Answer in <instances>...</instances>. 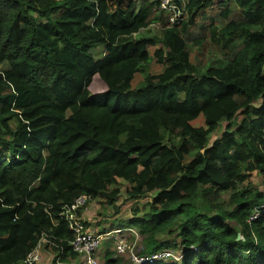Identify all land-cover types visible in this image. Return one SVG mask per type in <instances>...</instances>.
I'll list each match as a JSON object with an SVG mask.
<instances>
[{"label":"trees","instance_id":"trees-1","mask_svg":"<svg viewBox=\"0 0 264 264\" xmlns=\"http://www.w3.org/2000/svg\"><path fill=\"white\" fill-rule=\"evenodd\" d=\"M185 13L170 26L161 0H0V264L43 240L54 264H80L62 208L116 207L118 179L151 197L119 229L138 231L140 256L174 257L142 264H264L251 182L264 175V0H188ZM159 20V37L135 38ZM205 45L218 54L201 68Z\"/></svg>","mask_w":264,"mask_h":264},{"label":"rangeland","instance_id":"rangeland-1","mask_svg":"<svg viewBox=\"0 0 264 264\" xmlns=\"http://www.w3.org/2000/svg\"><path fill=\"white\" fill-rule=\"evenodd\" d=\"M142 1V0H141ZM141 3V2H140ZM160 22H153L152 24L149 25V27L142 29L141 32L136 34V37H148V38H153V37H159L161 32H162V26ZM160 47V45L158 46ZM157 47H150L151 53L154 52V50ZM104 48L99 47L97 50V53L95 55L96 59H100L103 56ZM218 54L217 50L213 48L210 45H205L204 47L198 46L195 48L192 52L191 59L194 63H197L198 65L201 66V68L204 67L205 63L208 61L210 58L213 59L215 56ZM221 56L218 55V59H220ZM149 69L150 71L154 73H158L161 70V67L158 65L156 60H151L149 64ZM138 85V84H136ZM195 125L198 126H204V120L202 118H199L194 122ZM226 127V123H224L215 134L211 136V141L212 143L216 138L220 137L222 132L224 131ZM251 182L252 185L257 187L260 191L264 193V175L255 173L251 177ZM118 187L121 188L122 194L116 201V207H112L107 205L105 201L102 199L99 200H92L89 203L86 204L83 212H84V219L86 222L90 224V229L95 232V233H100L102 229L104 228H110V226H113V228H119L118 226L121 225L119 224L121 220L127 221L130 218H132V212L133 208L136 204H144L146 202L151 201V197L140 199L138 201L136 200H131L126 196V189L128 188V184L126 181L122 179H118ZM131 231V233H129ZM126 239H124V242L127 246L125 248L124 252H119L117 250V241L116 240H109V241H103L101 244L100 248L98 251L94 254L95 261L98 264H104L105 262V254L108 252H112L115 257L119 258L122 260V263L124 264H136L137 260L139 259L138 254L142 250V238L140 237L138 231L136 229H125L124 232L122 233ZM122 237V236H121ZM123 240V238H120ZM116 241V243H115ZM53 249L48 248L45 245H42L37 250V255L40 258V263L38 264H54V254H53ZM168 254H164L163 259L167 257ZM172 258L174 259L173 256L169 257V259ZM167 259V258H166ZM78 263L80 264H86L81 258L79 259ZM33 264H36L34 262Z\"/></svg>","mask_w":264,"mask_h":264},{"label":"built area","instance_id":"built-area-1","mask_svg":"<svg viewBox=\"0 0 264 264\" xmlns=\"http://www.w3.org/2000/svg\"><path fill=\"white\" fill-rule=\"evenodd\" d=\"M188 0H161V9L165 11V13L169 16V25L172 26L174 24H178L180 21H183L186 13H185V5ZM89 198L87 196L79 197L73 204L65 205L62 208L61 216L67 221L69 224L70 229L73 231L74 239L70 242L72 249L74 252L81 255L84 262L86 264H98L95 261L94 254L98 251L101 244L105 240H116L117 243V250L119 252H124L125 248H127L123 237H121L122 233L125 229L115 228L114 230L104 233V234H97L93 232L85 223L84 219V208L88 203ZM264 208V206H263ZM260 215L259 212L255 214L253 217L254 219ZM120 238H123V240ZM115 241V243H116ZM41 241V243H43ZM29 254L27 263L25 264H32L34 262H40V258L37 255V250L42 247V244ZM164 254L167 255V259L172 255V253L168 250L162 251L153 255L151 258L149 257H142L138 254L139 259L137 260L136 264H142L144 262H148L158 259H163ZM164 258V259H166Z\"/></svg>","mask_w":264,"mask_h":264}]
</instances>
